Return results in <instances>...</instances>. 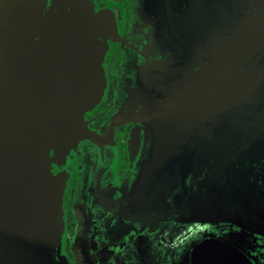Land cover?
<instances>
[{"label":"flooded vegetation","instance_id":"flooded-vegetation-1","mask_svg":"<svg viewBox=\"0 0 264 264\" xmlns=\"http://www.w3.org/2000/svg\"><path fill=\"white\" fill-rule=\"evenodd\" d=\"M38 1L21 3L31 22L25 37L34 43L51 7L50 0L41 6ZM188 1L89 0L95 14L111 19L113 31L102 62V96L83 117L91 139H81L50 163L51 173L64 182L59 236L49 252L54 264H190L192 247L206 238L238 249L249 264H264V66L254 77L250 64L244 70H250L251 82L225 95L226 102L248 104L238 111L244 118L238 124L241 138L226 159L217 158L190 190L177 182L160 203L141 205L135 195L154 136L141 121L145 109L175 96L206 68L196 58L203 60L212 38L215 49L220 48L216 38H261L257 56L264 55V19L248 27L246 36L241 20L250 7L255 20L263 14L260 0H219L225 20H234L225 29L214 11L216 0H198L195 7ZM17 17L0 35V89L9 88L2 86L4 79L31 57L24 51L20 61L11 45L1 46L11 26L24 22ZM237 23L240 32L233 28ZM243 153L245 164L239 165ZM231 256L230 263L238 264Z\"/></svg>","mask_w":264,"mask_h":264},{"label":"water","instance_id":"water-1","mask_svg":"<svg viewBox=\"0 0 264 264\" xmlns=\"http://www.w3.org/2000/svg\"><path fill=\"white\" fill-rule=\"evenodd\" d=\"M46 1L39 0L37 6ZM50 1L34 43L25 37L31 22L23 0H0V35L17 16L24 19L19 26H11L1 46L11 45L20 61L22 52H31L29 62L18 63L2 82L9 88L0 89V264H54L49 252L59 236L64 182L51 173L50 163L81 139H91V131L82 127L83 117L104 89L102 62L113 22L95 14L89 0ZM188 2L193 7L200 3ZM220 3L216 0L214 11L225 29L234 20L230 22L228 16L225 20ZM261 3L263 14L257 20L251 7L244 8L243 36L248 27L263 21L264 0ZM233 28L240 32L238 23ZM216 39L220 48H212L213 38H206L210 43L203 60L196 58L206 68L190 76L175 96L156 108H146L141 116L154 132L135 194L140 195L141 205L165 200L177 182L183 190L193 188L217 158L226 159V151L241 138L238 124L244 118L238 111L248 104L245 99L244 105L224 99L247 83L250 70L244 69L250 64L254 77L260 73L264 66V55L257 56L261 38ZM240 78L244 80L236 81ZM253 81L254 91L258 80ZM243 154L239 165L245 164ZM231 254L238 264H249L238 249L206 238L192 247L190 264H231Z\"/></svg>","mask_w":264,"mask_h":264}]
</instances>
